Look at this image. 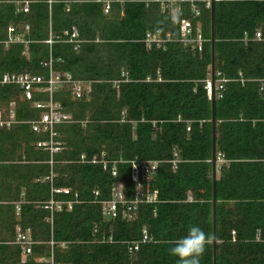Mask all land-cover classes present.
Returning <instances> with one entry per match:
<instances>
[{
  "label": "trees",
  "instance_id": "1",
  "mask_svg": "<svg viewBox=\"0 0 264 264\" xmlns=\"http://www.w3.org/2000/svg\"><path fill=\"white\" fill-rule=\"evenodd\" d=\"M29 1L25 13H16L11 3L0 5V40L9 25L28 27L26 45L0 49V77L23 71L43 75L39 64L51 56L55 70L89 82L90 92L81 99L55 93L71 117L55 128L57 153L35 148L44 136L25 124L0 129V264H50V259L52 264H176L167 249L191 226L208 235L200 264H212L211 101L205 88L210 0H194L196 19L187 3L173 15L151 0H112L107 14L95 0ZM184 19L199 24L200 51L177 41ZM213 21L214 71L227 80L221 97H214L215 154L221 163L215 180V260L264 264V0H214ZM72 27L78 32L76 47L54 39ZM155 29L169 33L171 41L147 51L143 38ZM49 33L50 47L44 43ZM10 102L16 119L37 117L17 86H0V109ZM174 151L180 161L173 169ZM101 152L114 162L115 176L101 165L79 162L81 154L89 159ZM135 158L161 162L150 182L157 201L139 205L129 221L103 219L99 202L109 199L113 185L120 184L126 197L134 190L129 169ZM54 188H70L83 201L53 213L48 222L50 215L39 204ZM17 227L29 230L34 242L24 263L10 244ZM143 233L150 241L130 256L128 244Z\"/></svg>",
  "mask_w": 264,
  "mask_h": 264
},
{
  "label": "built area",
  "instance_id": "2",
  "mask_svg": "<svg viewBox=\"0 0 264 264\" xmlns=\"http://www.w3.org/2000/svg\"><path fill=\"white\" fill-rule=\"evenodd\" d=\"M102 3V10L107 14L112 0H95ZM162 4L163 8L175 14L182 3L189 4L192 19L199 16V11L195 5L194 0H151ZM229 1V0H226ZM29 0H0V5L4 3H11L15 6V12L25 13L28 11L30 5ZM150 1H146L148 4ZM51 3L50 0L47 1ZM208 3L206 7H208ZM28 27L25 26L23 30L9 25L6 29V38L0 40V49L14 43H23L26 45L27 41L24 40L25 32ZM256 39L260 38V33L257 31L254 34ZM78 32L75 28L64 31L60 36L54 39H62L66 43H74L75 47L79 43L77 40ZM51 33L48 39L44 41L49 47L54 42ZM171 41L169 33L163 34L160 29L148 31L143 38L144 48L148 51L152 48L159 50L163 49L167 42ZM177 41L182 45H190L192 49L197 51L201 50L204 39L202 38L200 26L198 23L192 24L191 20H181L178 25V39ZM57 62L51 56L47 60L40 62L39 66L44 70L43 75H35L30 72L19 73H6L0 77V86L15 85L20 90V97L22 100L29 103L33 110L38 112L37 117L18 120L15 116L14 102H10L5 109H0V129H9L15 124H25L28 126L32 133L44 136L43 140L35 143V148L43 151H48L50 155L57 153L61 149V142L59 141L58 133L55 131L56 126L68 124L71 122L70 115L65 111L63 105L54 99L55 93L67 91L73 99H81L86 97L90 92V83L74 79L69 73L55 70L53 65ZM125 73H121V79H124ZM214 97H221L220 91L223 88L224 82L227 80L220 77L219 72L214 71ZM210 80V79H209ZM206 81V91L210 98V81ZM118 83V82H116ZM115 83V84H116ZM170 164L174 169L176 164L180 161L177 153L174 151L172 154ZM80 163L98 164L101 165L102 170H108L110 175L115 176L114 162L107 160L103 152L91 156L89 159L84 154L79 156ZM51 164V161L49 162ZM160 161L157 160H139L134 159L130 161L129 180L134 184V190L129 197L125 193L120 184L113 185L110 189L109 199L99 202L101 207V214L103 219L114 221L119 219L121 221L131 220L137 207L141 204H153L157 201V191L150 186L152 178L156 175ZM50 198L39 204V207L48 211L50 217L46 220L51 222V215L56 212L69 211L73 204L82 203L83 198L72 191L70 188H54L51 189ZM53 195H64L68 199L56 200ZM96 196L97 193L95 192ZM18 204V203H17ZM16 204V215L18 214V205ZM150 238L145 233L142 234L141 239L128 244V254L133 255L141 243L149 242ZM102 242H111L108 238L102 239ZM1 244V242H0ZM10 244L16 245L20 250V263H24L27 257L31 254V249L34 244L30 237L29 230L21 231L16 228L15 236ZM49 245L52 246L53 242L50 241ZM60 249L66 248V243L59 244ZM52 264V260H49Z\"/></svg>",
  "mask_w": 264,
  "mask_h": 264
},
{
  "label": "clouds",
  "instance_id": "3",
  "mask_svg": "<svg viewBox=\"0 0 264 264\" xmlns=\"http://www.w3.org/2000/svg\"><path fill=\"white\" fill-rule=\"evenodd\" d=\"M209 244V237L199 226H191L186 233L171 241L168 255L176 264H200V258Z\"/></svg>",
  "mask_w": 264,
  "mask_h": 264
},
{
  "label": "water",
  "instance_id": "4",
  "mask_svg": "<svg viewBox=\"0 0 264 264\" xmlns=\"http://www.w3.org/2000/svg\"><path fill=\"white\" fill-rule=\"evenodd\" d=\"M213 1L210 0V101H211V180H212V190H211V220H212V264H216L215 260V215H216V198H215V162L217 157L215 154V137H214V125H215V115H214V21H213Z\"/></svg>",
  "mask_w": 264,
  "mask_h": 264
},
{
  "label": "crops",
  "instance_id": "5",
  "mask_svg": "<svg viewBox=\"0 0 264 264\" xmlns=\"http://www.w3.org/2000/svg\"><path fill=\"white\" fill-rule=\"evenodd\" d=\"M210 79V78H209ZM218 161H216L215 162V172H214V179L216 180L217 178H218V174H219V172H218V168H219V166H220V162L219 163H217ZM211 172V171H210ZM187 201H191V198H190V194H188V199H187Z\"/></svg>",
  "mask_w": 264,
  "mask_h": 264
},
{
  "label": "rangeland",
  "instance_id": "6",
  "mask_svg": "<svg viewBox=\"0 0 264 264\" xmlns=\"http://www.w3.org/2000/svg\"><path fill=\"white\" fill-rule=\"evenodd\" d=\"M217 163H219V161Z\"/></svg>",
  "mask_w": 264,
  "mask_h": 264
}]
</instances>
